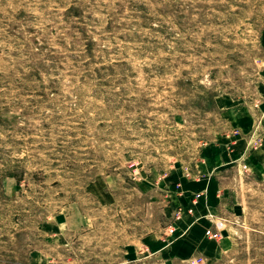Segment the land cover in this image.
<instances>
[{"label":"rangeland","instance_id":"rangeland-1","mask_svg":"<svg viewBox=\"0 0 264 264\" xmlns=\"http://www.w3.org/2000/svg\"><path fill=\"white\" fill-rule=\"evenodd\" d=\"M193 209L174 264H264V0H0V264H170Z\"/></svg>","mask_w":264,"mask_h":264},{"label":"crops","instance_id":"crops-1","mask_svg":"<svg viewBox=\"0 0 264 264\" xmlns=\"http://www.w3.org/2000/svg\"><path fill=\"white\" fill-rule=\"evenodd\" d=\"M202 180H206L201 184L202 191L208 195L212 188L210 180L207 178ZM194 211L195 209L184 216V218L190 217V220L181 221L179 226L176 227V230L181 231V234L177 242L172 245V252L169 254L170 264H174L173 258L182 259L184 256L193 255V253L209 255V257H214L215 259L222 258L225 253L220 246H215L205 239L204 232L209 228H213V226L206 220L204 215L200 216L199 219V216ZM224 239H228V235ZM226 242L224 244L229 248V244Z\"/></svg>","mask_w":264,"mask_h":264},{"label":"built area","instance_id":"built-area-1","mask_svg":"<svg viewBox=\"0 0 264 264\" xmlns=\"http://www.w3.org/2000/svg\"><path fill=\"white\" fill-rule=\"evenodd\" d=\"M225 225L223 222H217L216 223V230H208L207 234L210 235L212 238H219L221 236V232L224 229ZM194 264H206L205 262H203V260H201L200 262L196 261L194 262Z\"/></svg>","mask_w":264,"mask_h":264}]
</instances>
